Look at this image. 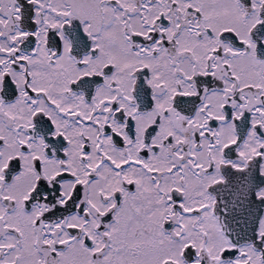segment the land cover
<instances>
[{
  "label": "snow or ice",
  "instance_id": "obj_1",
  "mask_svg": "<svg viewBox=\"0 0 264 264\" xmlns=\"http://www.w3.org/2000/svg\"><path fill=\"white\" fill-rule=\"evenodd\" d=\"M0 264H264V0H0Z\"/></svg>",
  "mask_w": 264,
  "mask_h": 264
}]
</instances>
